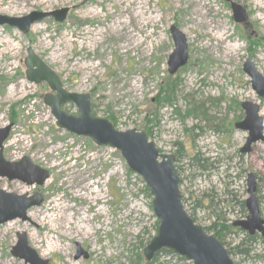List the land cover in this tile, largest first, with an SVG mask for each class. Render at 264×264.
<instances>
[{
	"label": "rangeland",
	"instance_id": "374dc122",
	"mask_svg": "<svg viewBox=\"0 0 264 264\" xmlns=\"http://www.w3.org/2000/svg\"><path fill=\"white\" fill-rule=\"evenodd\" d=\"M258 1L0 0V15L10 18L68 10L63 24L47 18L34 25L38 32L32 26L27 35L0 26V129L15 123L5 158L10 163L28 158L50 174L42 187L0 179L3 191L44 198L40 207L29 209L27 222L0 226V264H25L11 254L17 234H25L28 246L48 264H136L158 230L152 196L121 154L56 126L44 103L50 89L27 80L29 49L60 77L67 92L90 95L95 117L120 132L144 131L161 154L174 156L186 212L204 229L216 226L208 233L222 234L234 264H264V240L249 242L245 232L232 227L249 215L243 204L250 174L256 177L264 220V141L243 154L249 135L234 127L245 119L241 105L252 103L260 108L264 128V98L243 71L250 58L264 77V9ZM232 4L247 11L249 37L234 21ZM197 9L201 13L196 15ZM136 13L141 20L134 18ZM172 27L186 38L189 54L187 65L173 76L168 73L175 50ZM129 36L137 42L123 48ZM167 81L177 89L173 108L156 100ZM63 109L78 114L72 104ZM193 109L195 114L188 116ZM50 204L59 211L58 204L67 205L74 219L87 217L79 227L89 237L63 238L62 227L56 232L63 249L43 257L48 239L57 237L51 234L55 216L47 212ZM79 247L88 259L76 258ZM153 264L191 263L162 254Z\"/></svg>",
	"mask_w": 264,
	"mask_h": 264
},
{
	"label": "water",
	"instance_id": "95a60500",
	"mask_svg": "<svg viewBox=\"0 0 264 264\" xmlns=\"http://www.w3.org/2000/svg\"><path fill=\"white\" fill-rule=\"evenodd\" d=\"M231 9L236 23L244 24L247 21L248 16L242 6L232 4ZM67 16V9L52 13L35 12L24 18L0 15V26L11 27L27 35L32 26L47 18L63 24ZM171 35L175 50L168 61V73L173 76L187 65L189 54L184 35L175 27L171 28ZM25 65L26 77L30 83L46 84L49 87L51 93L44 97V103L50 109L59 129L77 137L89 138L96 146L118 151L129 170L145 182L152 196V211L159 223L157 235L143 251L147 263H151L158 253L166 250L191 264H234L224 244L208 235L186 212L180 190L181 177L174 156L161 154L144 131L120 132L107 119L95 117L90 95L67 92L59 76L36 57L31 49L28 50ZM243 71L251 79L253 90L260 98H264V77L255 69L250 58L247 59ZM68 104L76 106V116L62 110ZM242 109L245 119L236 123L235 129L248 132L247 143L241 149V153L248 154L252 144L264 141L263 120L259 116V106L243 103ZM12 128L11 124L0 129V178L9 182H21L28 187L44 186L50 179V174L35 166L30 159L24 158L17 163L5 160L3 145ZM256 191L255 176L250 174L247 178L248 199L245 202L249 216L244 221L236 222L234 227L250 236L260 234L264 238V220L260 218ZM43 202L44 198L38 193L29 197L0 190V226L15 220L27 222L29 209L40 207ZM16 237L18 242L11 252L14 257L23 260L25 264H48L28 246L25 234H17ZM81 255L88 258V254L79 247L76 258Z\"/></svg>",
	"mask_w": 264,
	"mask_h": 264
},
{
	"label": "bare ground",
	"instance_id": "6f19581e",
	"mask_svg": "<svg viewBox=\"0 0 264 264\" xmlns=\"http://www.w3.org/2000/svg\"><path fill=\"white\" fill-rule=\"evenodd\" d=\"M38 1L40 3H43V4H48L49 1H51V0H38ZM258 2L261 3V6L264 9V0H259ZM131 5H133V4H131ZM194 13L197 15V14L201 13V10L197 9V10L194 11ZM123 17H125V14H124ZM134 18L136 20H141V15L136 13V15H134ZM151 20L153 21V18H150L146 22H149ZM124 23L125 22L122 21L120 23V26L121 25L123 26ZM114 27L119 28V26H117V24H115ZM33 28H34L35 31L38 32V29L36 28V26H34ZM113 31H114V34H116V35L119 34L118 29L117 30H113ZM219 32H222V31H219ZM97 37H100L99 33L97 34ZM216 38L218 39L219 43H222V41H223L222 37L219 36L218 33H216ZM134 42H137V41H135L134 37H132V36L126 37V40L123 42V45L125 47H123V48H126V45L133 46L132 44ZM225 56H228L227 53H225ZM58 208L60 209V211L56 210V208L52 207V205L50 204V206H49V208L47 210L48 213H51V214H53V216H55V217L51 218L50 224H51V227H52V233L51 234H53L55 237L56 236L57 237H56L54 242H53V240L48 239L47 247L45 248V250H43V255H42L43 257L47 256L56 247L60 246L63 249L62 245L58 246L59 238H58V232H56V230H59L62 227H65V229H63V233L61 234V236L63 238H72L73 239V238L78 237V238H81L82 240H86L89 237V233L87 232V229H85L83 227L82 228L79 227V224H80L81 220H82V222H85V223L87 221H89L87 217L79 214V215H77L76 219H74L73 215L68 216V213L71 212V210H70V208L67 205L58 204ZM97 214H99V212H97L96 215ZM95 217L96 216L94 215V219H95ZM31 239L35 242L36 240H39V237L38 236H33V237H31ZM68 263L69 264H74V263H70V262H68ZM6 264H10V263L7 262Z\"/></svg>",
	"mask_w": 264,
	"mask_h": 264
},
{
	"label": "trees",
	"instance_id": "16d2710c",
	"mask_svg": "<svg viewBox=\"0 0 264 264\" xmlns=\"http://www.w3.org/2000/svg\"><path fill=\"white\" fill-rule=\"evenodd\" d=\"M245 31V30H244ZM246 35L249 37V33L248 31H245ZM176 86H175V83L174 82H170V81H167L164 85H161V88H160V91L158 92V95H157V98L156 100L158 101V103L161 105V106H168L170 108H173V105H174V101L176 99V94H177V91H176ZM196 112V109H193V110H190L187 115L188 116H193ZM110 119L113 121V118L110 117ZM148 135V134H147ZM148 137H150L148 135ZM197 160V159H196ZM198 161V160H197ZM146 193H148V189L146 188ZM149 194V193H148ZM243 207H244V204H243ZM159 227V223L157 222V228ZM216 229V226L213 225L212 227L208 228V229H204V231H206L207 233L208 232H211V231H214ZM209 234V233H208ZM218 240H220L222 243L223 242V237H222V234L217 232L215 235H214ZM247 240L249 242H256L257 238L259 237H249V236H246ZM260 239V238H259ZM261 240V239H260ZM262 241V240H261ZM225 245V244H224ZM226 246V245H225ZM230 253V252H229ZM165 255V256H170V257H176L173 253L169 252V251H166V250H163L161 251L160 253H158L156 255V257L154 258V260L151 262V263H147L145 261V259H143V256L142 255H139L137 260H136V264H153L155 263L157 260H158V257L160 255ZM180 261H184V259H181V258H178Z\"/></svg>",
	"mask_w": 264,
	"mask_h": 264
},
{
	"label": "flooded vegetation",
	"instance_id": "af4514ba",
	"mask_svg": "<svg viewBox=\"0 0 264 264\" xmlns=\"http://www.w3.org/2000/svg\"><path fill=\"white\" fill-rule=\"evenodd\" d=\"M246 11V10H245ZM246 13H247V11H246ZM248 16V15H247ZM248 19V18H247ZM242 26H243V28H244V30L245 31H248V32H250V28H249V26L247 25V24H241ZM28 80V79H27ZM42 85V84H41ZM39 86V85H38ZM48 95V94H47ZM241 107H242V105H241ZM12 125H13V128H12V130H11V132H10V135H9V137H8V139L5 141V143H4V145H3V155H4V151H5V144H6V142L10 139V136H11V133H12V131H13V129H14V127H15V123H14V121H12V123H11ZM6 156L4 155V158H5ZM5 160L7 161V159L5 158ZM8 162V161H7ZM10 163V162H9ZM0 179H3V178H0ZM7 180V179H6ZM255 180H256V177H255ZM8 181V180H7ZM1 190V189H0ZM257 197V196H256ZM246 202V201H245ZM257 202H258V199H257ZM259 205V204H258ZM244 207L246 208V205H245V203H244ZM247 209V208H246ZM248 211V210H247ZM249 213V212H248ZM189 215V214H188ZM190 216V215H189ZM249 216V215H248ZM247 216V217H248ZM191 218H192V220L197 224V222L193 219V217L192 216H190ZM261 218V217H260ZM247 219V218H246ZM245 219V220H246ZM263 220V219H262ZM242 221H244V220H242ZM237 222H239V221H237ZM236 223V222H235ZM234 223V224H235ZM234 224L232 225V227L233 228H235V229H239V228H237V227H234ZM198 225V224H197ZM200 226V225H199ZM203 230H204V228H203ZM239 230H241V229H239ZM242 231V230H241ZM206 232V231H205ZM244 232V231H243ZM207 233V232H206ZM246 233V232H245ZM247 234V233H246ZM246 236H249L248 234L246 235ZM259 237L262 241L264 240L263 238H262V236L260 235V234H256V235H254V236H249V237ZM224 244V243H223ZM89 257V256H88ZM88 259V258H87Z\"/></svg>",
	"mask_w": 264,
	"mask_h": 264
}]
</instances>
